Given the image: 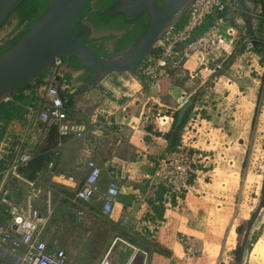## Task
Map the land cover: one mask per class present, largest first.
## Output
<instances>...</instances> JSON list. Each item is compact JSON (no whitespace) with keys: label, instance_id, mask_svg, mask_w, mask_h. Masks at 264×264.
I'll list each match as a JSON object with an SVG mask.
<instances>
[{"label":"crops","instance_id":"1","mask_svg":"<svg viewBox=\"0 0 264 264\" xmlns=\"http://www.w3.org/2000/svg\"><path fill=\"white\" fill-rule=\"evenodd\" d=\"M239 18L238 12L236 22L243 24V18ZM91 33L90 38L96 35ZM69 61L68 57L66 61L63 59L62 69L74 81L77 90L75 95L64 97L70 116L86 123L96 120L97 124L96 127L89 126L81 139H66L57 158L53 154L57 148L55 143L44 154L45 164L36 171L35 177L29 169L39 161L36 157L24 171L30 179H38L43 189L51 190L52 213L43 232L48 245L65 250L70 264H217L213 260L217 261L219 256L218 264H231L224 260L226 252L223 249L238 237L240 224L237 222L241 211L237 204L219 200L202 191L201 186L198 189L195 186L198 181H192L188 193L171 194L158 185L155 178L158 159L179 144V131L175 132L174 126L179 110L191 97L187 89L207 70H197L198 66L189 62L184 73L190 71L196 75L183 86L166 84L168 77L152 85L153 90L168 85V94L173 97H164L166 92L160 97H133L127 87L125 97H109L110 92L114 94L120 89L110 82L112 75L98 86L85 87L84 83L89 81L83 80V71L71 68ZM134 81L136 84H130L142 94L145 91L142 82ZM234 98L237 99L214 97V100L221 103ZM28 104L29 97L25 95L22 99H13L10 107L4 100L0 101V167L6 160L5 152L1 153L2 147L11 151L20 144ZM20 106L25 108L20 113L22 120L17 112ZM216 106L219 108L215 109ZM254 112L248 113L244 123L250 122L252 126ZM157 113L164 114L169 121H158ZM191 113H196L194 116L201 124H218L215 130L223 135L225 143L236 133V129L228 127L234 123L228 121L229 112L221 105L214 104L211 113L194 97V104L185 116L187 122ZM95 115L98 117L94 118ZM19 125L20 130L16 132ZM53 133L44 148L54 136L57 137ZM120 133L122 138H117ZM238 140L242 141L241 138ZM91 160L101 168L100 192L92 202L85 203L76 199V193L86 181ZM51 161L55 165L50 169ZM37 173H40L39 177ZM1 174L0 171V187ZM112 183L118 185L119 194L113 211L106 215L103 213L104 195ZM11 185L14 199L23 201L22 189L14 183ZM0 225H8L2 208Z\"/></svg>","mask_w":264,"mask_h":264},{"label":"built area","instance_id":"2","mask_svg":"<svg viewBox=\"0 0 264 264\" xmlns=\"http://www.w3.org/2000/svg\"><path fill=\"white\" fill-rule=\"evenodd\" d=\"M236 2L195 0L187 11L184 25L177 24L166 30L138 69L144 79L150 85L159 84L172 71L182 70L184 73L189 62H194L198 66L197 70L205 69L210 74L222 70L223 60L227 56L224 46L232 44L236 35V28L229 23L228 14L232 11L238 15ZM210 19H214L213 23L197 36ZM21 30H15L16 36H10L7 41L14 40ZM63 66V58L56 59L53 67L22 93L29 97V104L21 141L14 149L0 187V209L8 221L7 226L0 225V264H70L65 250L50 247L43 238L52 213L51 190L43 189L38 179L24 175L34 159L31 151L39 144H45L52 132L57 136V148L53 151L57 158L66 139H81L87 134L89 126L96 127V120L86 123L71 118L64 97L75 95L77 90L74 81L62 69ZM189 74L191 77L194 75L190 71ZM11 96L3 100L9 102ZM156 119L169 121L162 113H157ZM191 121L195 122L193 119ZM196 150L194 138L186 140L182 136L176 148L157 161L155 178L158 185L165 187L171 194L188 193L198 173ZM54 165L51 161L49 168ZM88 168L86 181L76 193V199L85 203L92 202L100 192L101 168L93 160L88 162ZM39 176L40 173H37ZM12 183L24 192L23 201L14 199ZM118 194V185L110 184L104 195V214L109 215L113 211Z\"/></svg>","mask_w":264,"mask_h":264},{"label":"rangeland","instance_id":"3","mask_svg":"<svg viewBox=\"0 0 264 264\" xmlns=\"http://www.w3.org/2000/svg\"><path fill=\"white\" fill-rule=\"evenodd\" d=\"M236 1V9L240 14L239 20L243 18V24H237L238 15H235V12L228 13L229 21L236 28V35L233 37L232 44L224 46L227 56L223 60L222 70L215 74H210L207 71L204 74H199L187 89L188 95L196 97L199 104L209 108L211 113H213L214 104L221 105L222 109L229 112L227 119L233 121L234 124H229L228 127L236 129L234 130L236 133H233L232 137L230 136L232 140L229 139L225 143L223 135L215 130L219 127L218 124L213 126L206 123L201 124L200 119L194 116L196 113H191L184 126L188 129H182L179 142L182 140V136H185L186 140L189 137L194 138L198 156L196 160L198 173L194 176V180L198 181V184L195 186L198 189L201 186L202 191L204 190L219 200L235 202L241 211L237 222L239 225L244 219L252 221L264 186V0ZM247 8L250 10L247 11ZM18 19L17 14H14L3 25L0 30V48L9 44L7 38L16 36ZM210 21L213 23L214 19ZM81 24L83 27H87L85 19L81 20ZM14 27L15 30H13ZM5 33L6 35H4ZM91 35L92 33L87 37L90 39L87 40V43L98 50L102 56L108 59L121 57H114L112 54V40H108V35L111 34H96L90 38ZM64 61H66V57ZM110 77L112 78L110 82L120 89L114 94L110 92L109 97H125L127 88L133 97L138 95L140 97H160L162 92L167 93L164 97H173L168 94V85L153 90L152 85L144 79L138 69L127 74H113ZM191 78L189 72L185 74L180 70H175L166 78V84L183 86V83ZM134 80L142 82L145 89L142 94L138 92L135 85L130 84L131 82L136 84ZM28 87L17 92L18 94H13L12 100L22 99L21 95ZM214 97H237V99L222 100L219 103L214 100ZM11 101L7 104L9 105ZM18 108V117L22 120L20 113L25 108L21 106ZM218 108V106L215 107V109ZM254 110L255 124L252 127L250 122L244 123V119L248 113H253ZM192 119L195 122H192ZM20 126L15 130L16 132L20 130ZM228 127L225 130H228ZM116 137L122 138V134L120 133ZM239 138L242 141H239ZM56 141L57 137L54 136L47 148H44L45 144L35 147L31 151L36 157L35 160L43 159L44 162L46 159L44 154L55 146ZM15 147L11 151L3 147L1 149V153L4 151V157H6L4 164H1L0 167L1 177L9 168ZM29 170L33 171L34 169L32 167ZM247 229L240 241L237 237L236 241L233 240L229 243L227 249H223L224 253L226 252L225 261L238 264V251H240L239 248L242 246ZM262 236H264V208L254 221L250 231L243 264H264V257L253 253L255 245ZM220 257H217V261H213L218 264Z\"/></svg>","mask_w":264,"mask_h":264},{"label":"water","instance_id":"4","mask_svg":"<svg viewBox=\"0 0 264 264\" xmlns=\"http://www.w3.org/2000/svg\"><path fill=\"white\" fill-rule=\"evenodd\" d=\"M88 1L51 0L37 22L0 54V101L30 86L59 58L74 57L80 66L93 73L91 80L84 83L85 87H95L110 75L139 69L160 36L182 20L195 0H165L160 7L157 0H118L106 13L107 17L122 15L126 21L134 22L146 14L149 20L138 40L120 58L114 59L104 58L90 44L75 36L79 17ZM24 2L0 0V27ZM106 34L119 36L122 32ZM193 104L194 96H191L179 110L175 132L182 127L186 113ZM263 208L264 186L260 203L240 248L238 264H243L250 231Z\"/></svg>","mask_w":264,"mask_h":264},{"label":"trees","instance_id":"5","mask_svg":"<svg viewBox=\"0 0 264 264\" xmlns=\"http://www.w3.org/2000/svg\"><path fill=\"white\" fill-rule=\"evenodd\" d=\"M118 0H89L86 6L84 7L79 21L76 27L75 36L87 43V37L91 33V28L86 29L81 24V20L85 19V22L91 25L92 29L97 34H106L111 32H122L121 35H108V40H112L113 48L112 54L114 57L121 56L130 46H132L145 30L148 24V16L145 14L141 16L134 22H128L124 19L122 15L107 17L106 13L116 4ZM165 0H157V6L160 7ZM51 0H25V2L17 9L15 14L18 16V24L16 29H22L21 32L17 35V37L9 41L6 47L0 48V54L7 50L13 43L22 36L32 25H34L37 20L41 17V15L45 12ZM93 4V7L92 5ZM186 18H182V20L178 23L179 26L184 25ZM209 22V21H208ZM212 22L207 24V26L202 29L197 36H200L204 30L211 24ZM3 26L0 27V30ZM98 51V50H97ZM104 57V56H103ZM65 58V57H64ZM63 58V59H64ZM107 58V57H104ZM108 59V58H107ZM71 66L75 68H83L77 62V60L72 57L70 60ZM93 73L88 70L87 73L82 77L85 81H90ZM24 90V89H23ZM23 97V94L21 95ZM68 103H66L67 106ZM187 123V118L184 120L182 127L179 130L178 136L180 137L181 131ZM254 120L252 123V127H254ZM54 134V133H53ZM56 135V133L54 134ZM57 144V141H56ZM34 162V161H33ZM34 170L32 172V177H35L36 171L40 170L43 167V159L37 161V163L33 164ZM250 221L244 220L241 222L239 227L237 228L238 240L240 241L245 230L248 228ZM240 250V248H239ZM239 252L237 255V261L239 258Z\"/></svg>","mask_w":264,"mask_h":264},{"label":"bare ground","instance_id":"6","mask_svg":"<svg viewBox=\"0 0 264 264\" xmlns=\"http://www.w3.org/2000/svg\"><path fill=\"white\" fill-rule=\"evenodd\" d=\"M253 253L254 255H261L264 257V236H262L260 240L257 242V244L255 245V249Z\"/></svg>","mask_w":264,"mask_h":264},{"label":"flooded vegetation","instance_id":"7","mask_svg":"<svg viewBox=\"0 0 264 264\" xmlns=\"http://www.w3.org/2000/svg\"><path fill=\"white\" fill-rule=\"evenodd\" d=\"M250 3H251V2H250ZM14 14H15V13H13L12 15H14ZM12 15H11V16H12ZM11 16H10V17H11ZM18 22H19V20H18ZM86 25H87V27L91 28V30H92L95 34H97V33L94 31V29H92V27H91L90 24H88V23L86 22ZM92 31H91V32H92ZM111 47L113 48V42H112V46H111ZM70 60H71V58H70ZM69 65H70L71 68H74V69H76V70H78V71H80V70L83 71V76H84V75L87 73V71H88V70H86V69H84V68H80V69H78V68H75V67L71 66L70 61H69Z\"/></svg>","mask_w":264,"mask_h":264}]
</instances>
